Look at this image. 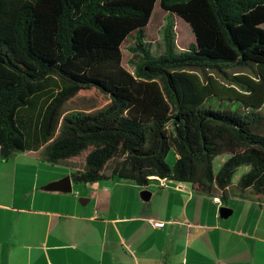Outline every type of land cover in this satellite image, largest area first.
<instances>
[{
  "label": "trees",
  "instance_id": "1",
  "mask_svg": "<svg viewBox=\"0 0 264 264\" xmlns=\"http://www.w3.org/2000/svg\"><path fill=\"white\" fill-rule=\"evenodd\" d=\"M174 20L193 38L180 51ZM263 24L264 0H0L1 160L40 151L80 166L84 155L74 184L156 177L221 197L247 167L230 193L264 203ZM88 96L102 106L64 111Z\"/></svg>",
  "mask_w": 264,
  "mask_h": 264
},
{
  "label": "crops",
  "instance_id": "2",
  "mask_svg": "<svg viewBox=\"0 0 264 264\" xmlns=\"http://www.w3.org/2000/svg\"><path fill=\"white\" fill-rule=\"evenodd\" d=\"M75 168L40 151L0 159V264H264V203L156 177L74 184ZM66 177L71 192L47 189Z\"/></svg>",
  "mask_w": 264,
  "mask_h": 264
},
{
  "label": "rangeland",
  "instance_id": "3",
  "mask_svg": "<svg viewBox=\"0 0 264 264\" xmlns=\"http://www.w3.org/2000/svg\"><path fill=\"white\" fill-rule=\"evenodd\" d=\"M156 12V10H155ZM154 12V13H155ZM172 20V19H171ZM152 24H155L157 26L155 29L152 30V26L150 27V33L151 36L154 38V44H153V51L155 52H162L163 51V27L165 25L164 22V18L160 13H156L155 14V19L154 22ZM174 32L176 35V46L178 51L182 50L184 45L188 44L189 41L192 42L193 38H192V34L190 32V28L189 26L181 21H177L174 20ZM262 28L264 29V26H262ZM131 40V38H128L127 41L129 42ZM123 52V56H124V62L123 65L132 73L133 72V67L132 64L135 63L137 61L136 58H134L133 55L129 54L126 51H122ZM246 74V73H244ZM211 76H213L215 79H217V81H219L222 84H227V80L223 79L221 76L219 75H215V74H210ZM230 75L235 76L237 75V73H232L230 72ZM103 101H100L97 98H94V96H88L86 98H75L72 100V102L66 104L64 106V111L65 112H69L72 110H79V109H90V108H99L100 106H102ZM233 109H235V107H233ZM228 158L227 155H224L220 158L215 159L214 161V169L215 172L218 171L220 163H222L223 160H226ZM176 160V155L173 149H171L166 158H165V162L167 163V165L172 168L174 163ZM84 161V155L81 156L80 158H78V160H76V163H79L80 166L83 164ZM248 170L247 167H241L239 169H237V171L234 173V175L231 178V186L229 188V192L226 196V198H230L228 197L230 192L234 191V188L239 180V178L242 176V174H244L246 171ZM227 200V199H226ZM229 202L228 200L222 201V204L220 206L223 207H228L229 206Z\"/></svg>",
  "mask_w": 264,
  "mask_h": 264
},
{
  "label": "water",
  "instance_id": "4",
  "mask_svg": "<svg viewBox=\"0 0 264 264\" xmlns=\"http://www.w3.org/2000/svg\"><path fill=\"white\" fill-rule=\"evenodd\" d=\"M50 191H61V192H71V183L69 177L64 178L63 180L53 183L47 187ZM149 195V192L144 191L141 193V196ZM219 215L221 218H228L231 215V211L225 207H222L219 210Z\"/></svg>",
  "mask_w": 264,
  "mask_h": 264
},
{
  "label": "built area",
  "instance_id": "5",
  "mask_svg": "<svg viewBox=\"0 0 264 264\" xmlns=\"http://www.w3.org/2000/svg\"><path fill=\"white\" fill-rule=\"evenodd\" d=\"M0 159H1V158H0ZM167 182H168V181H167ZM167 182L162 183V184H159V186H160V187H165ZM215 200L217 201V199H215ZM163 225H164V223H162V222H157V223H154V224H153V226H154V227H157V228H162Z\"/></svg>",
  "mask_w": 264,
  "mask_h": 264
},
{
  "label": "bare ground",
  "instance_id": "6",
  "mask_svg": "<svg viewBox=\"0 0 264 264\" xmlns=\"http://www.w3.org/2000/svg\"><path fill=\"white\" fill-rule=\"evenodd\" d=\"M157 180L160 183H165L166 181H168V179H166V178H157Z\"/></svg>",
  "mask_w": 264,
  "mask_h": 264
}]
</instances>
